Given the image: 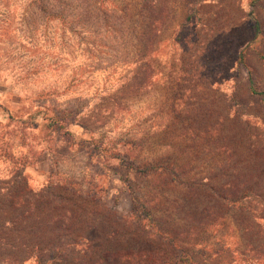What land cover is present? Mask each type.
Instances as JSON below:
<instances>
[{"label": "rangeland", "instance_id": "obj_1", "mask_svg": "<svg viewBox=\"0 0 264 264\" xmlns=\"http://www.w3.org/2000/svg\"><path fill=\"white\" fill-rule=\"evenodd\" d=\"M256 3L0 0V258L264 264Z\"/></svg>", "mask_w": 264, "mask_h": 264}, {"label": "crops", "instance_id": "obj_2", "mask_svg": "<svg viewBox=\"0 0 264 264\" xmlns=\"http://www.w3.org/2000/svg\"><path fill=\"white\" fill-rule=\"evenodd\" d=\"M258 3H256V6L258 8H261L264 6V0L260 1L257 0ZM247 4L245 2L242 1V6L244 7V9H246ZM251 9H255L254 6H251ZM257 46V45H256ZM257 55H261L264 57V53L262 51H259L256 49ZM15 173L16 171H14V174L11 176L7 177V181H5L4 179L1 178V172H0V196L2 197V201H0V249H6V248H13L15 245L13 244L14 242L11 243L10 238L5 235V234H9L10 231H14L17 227V218L14 215H11V208L13 210V212H15L17 210V208L19 207L18 203H17V185L15 184ZM24 177V183L26 187H29V182H28V177L26 175H23ZM15 179V180H14ZM12 183V184H11ZM4 203V204H3ZM8 204L7 205H5ZM7 206V207H6ZM14 245V246H13ZM23 249V252L25 256L23 257H19V258H11L9 259L8 256H5V258L1 259L0 258V264H32V257L34 256L35 258H38V254L37 252L35 253V251H37L38 246L34 245L31 247H27L26 244H22L21 246ZM5 253V251H4ZM21 253V254H22ZM53 262L52 264H58L57 262H54L55 258L53 257ZM36 261V260H35ZM57 261V260H56ZM51 263V262H50ZM38 264H47V262H44L43 260H39Z\"/></svg>", "mask_w": 264, "mask_h": 264}, {"label": "trees", "instance_id": "obj_3", "mask_svg": "<svg viewBox=\"0 0 264 264\" xmlns=\"http://www.w3.org/2000/svg\"><path fill=\"white\" fill-rule=\"evenodd\" d=\"M255 91V90H254ZM256 92V91H255ZM262 94L264 95V92H262ZM172 245H174V242H172ZM131 262L130 264H148L147 262H141V261H138V260H134V258L132 257L131 259ZM173 262L174 260H171V258H162L159 262V264H167L168 262ZM174 263H176V260L174 261ZM173 263V264H174Z\"/></svg>", "mask_w": 264, "mask_h": 264}]
</instances>
